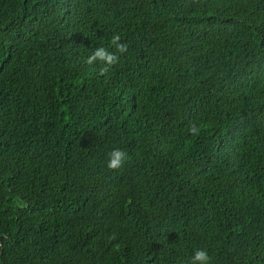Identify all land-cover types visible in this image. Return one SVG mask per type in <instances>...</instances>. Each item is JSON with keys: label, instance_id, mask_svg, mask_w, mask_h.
<instances>
[{"label": "trees", "instance_id": "16d2710c", "mask_svg": "<svg viewBox=\"0 0 264 264\" xmlns=\"http://www.w3.org/2000/svg\"><path fill=\"white\" fill-rule=\"evenodd\" d=\"M197 249L264 264V0H0V264Z\"/></svg>", "mask_w": 264, "mask_h": 264}, {"label": "clouds", "instance_id": "9594fccd", "mask_svg": "<svg viewBox=\"0 0 264 264\" xmlns=\"http://www.w3.org/2000/svg\"><path fill=\"white\" fill-rule=\"evenodd\" d=\"M110 45L114 51H110L109 48L104 46L97 47L93 52L87 57L86 63L89 65L96 64L99 62V74L107 75L120 61V54L127 51V43L122 42V36L120 33H114L110 39ZM189 132L193 135L199 133V128L196 125H192L189 128ZM129 157L128 153L120 148H114L110 153H108V159L106 162V167L110 170L122 169L127 163ZM115 239V235L111 237ZM211 257L207 249H197L191 256L188 264H210Z\"/></svg>", "mask_w": 264, "mask_h": 264}]
</instances>
